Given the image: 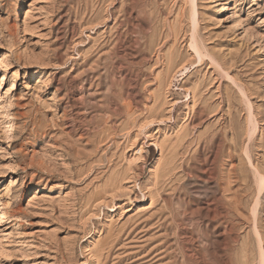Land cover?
I'll use <instances>...</instances> for the list:
<instances>
[{"label": "rangeland", "instance_id": "obj_1", "mask_svg": "<svg viewBox=\"0 0 264 264\" xmlns=\"http://www.w3.org/2000/svg\"><path fill=\"white\" fill-rule=\"evenodd\" d=\"M0 264H264V0H0Z\"/></svg>", "mask_w": 264, "mask_h": 264}, {"label": "bare ground", "instance_id": "obj_2", "mask_svg": "<svg viewBox=\"0 0 264 264\" xmlns=\"http://www.w3.org/2000/svg\"><path fill=\"white\" fill-rule=\"evenodd\" d=\"M193 109V108H192ZM216 117V116H215ZM217 119V118H216ZM195 122V121H194ZM218 122V121H217ZM223 126V125H222ZM221 126V127H222ZM228 126V125H227ZM226 128V127H225ZM222 132H220L219 131V133H224V126H223V128H221L220 129ZM211 133H212V131H211ZM215 133V134H214ZM216 135V131L215 132H213V136H215ZM220 135V134H219ZM222 136V135H221ZM224 136V135H223ZM216 137V136H215ZM222 138V137H221ZM213 139H214V137H213ZM217 139H219V137H217ZM224 139V138H223ZM214 141H215V139H214ZM219 142L218 143H216L215 145L217 146L216 148V153L218 154L219 152H222V151H224L223 150V147H224V142H222L220 139L218 140ZM196 150H197V152H198V154H199V152L201 151V150H204V149H206L207 147H209V146H207L208 144V142L206 143L204 140L203 141H200V136H197V139H196ZM225 147H227V146H225ZM213 149V148H212ZM222 150V151H221ZM202 153V152H201ZM181 154V153H180ZM179 155V154H178ZM215 156V155H214ZM212 162V161H211ZM211 173H212V171H211ZM224 180V179H223ZM221 186V185H220ZM209 215V214H208ZM207 215V217L209 218V216ZM213 215V214H212ZM204 216V215H203Z\"/></svg>", "mask_w": 264, "mask_h": 264}]
</instances>
